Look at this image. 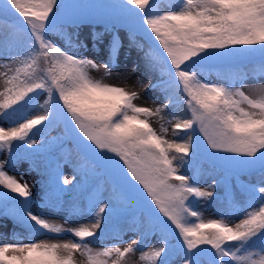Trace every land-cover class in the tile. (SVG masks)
<instances>
[{
	"label": "snow or ice",
	"instance_id": "snow-or-ice-1",
	"mask_svg": "<svg viewBox=\"0 0 264 264\" xmlns=\"http://www.w3.org/2000/svg\"><path fill=\"white\" fill-rule=\"evenodd\" d=\"M95 11L114 21L111 29L84 39L65 30L67 21ZM117 24L127 29L124 35ZM132 48L142 55L129 67ZM257 53L264 74V0H0V154L6 153L0 216L30 234L73 237L25 243L23 235L17 242L0 236V264H264V85L249 94L241 75L227 83L202 78L213 66ZM141 61L152 75L140 72ZM114 71L128 83L107 82ZM137 86L144 94L159 89L165 102L154 108L136 103ZM181 103L186 113L178 114ZM152 117L161 121L159 129ZM165 120L176 138L167 137ZM58 122L82 153L71 176L57 171L50 180L58 194L74 193L64 202L63 223L48 218L61 206L59 195L37 198L27 181L10 174L21 149L42 150L45 141L33 137ZM201 148L238 171L258 174L240 183L242 200L229 198L217 218H205L199 207L215 195L200 187L194 157ZM101 175L111 180L110 191L98 182ZM128 196L158 230L157 246H147L141 228L131 242L122 229L113 230L112 243L93 247L106 231L102 224L121 212ZM235 213L243 215L233 223ZM85 216L89 223L65 227L69 218Z\"/></svg>",
	"mask_w": 264,
	"mask_h": 264
},
{
	"label": "rangeland",
	"instance_id": "rangeland-1",
	"mask_svg": "<svg viewBox=\"0 0 264 264\" xmlns=\"http://www.w3.org/2000/svg\"><path fill=\"white\" fill-rule=\"evenodd\" d=\"M78 2H83V3H96V4H100V3H105L106 0H78ZM68 22H72L71 20H69ZM114 23V21H112L109 17H107L106 15H104L103 13L99 12V11H95L89 14H86L85 16H83L82 18H79L75 21V23L73 25H76V28L80 34H81V38H90L92 33H105L106 29H111L112 28V24ZM116 29L120 31L121 35H124L127 31V29L121 27L119 24L116 25ZM73 32V31H70ZM138 39H140L138 37ZM141 43H143V40H140ZM125 49H128V43L127 40L125 41ZM94 50H90L89 52H87L86 54L88 55H92ZM142 55V53L138 52L135 48H132L127 56V61L129 64V67H131V62L137 61L139 59V57ZM122 61L125 60V56L122 53L121 56ZM123 66V65H122ZM5 69L0 68V71H4ZM140 72L141 73H145V76L148 75H152V73L150 72H146L145 66L143 64V62H140ZM92 75L94 77H101L102 76V72H97L95 70L92 71ZM154 75L158 76V73H155ZM203 79H206L208 81L211 82H215V83H227L228 79L223 78L219 75H217L215 72H212L210 74V76H203ZM133 79H135L133 77ZM107 82L109 83H114V84H121V85H126L128 82L123 80V79H118L116 78L115 75V71L113 73V77L107 79ZM261 85H264V75L263 74H259L257 76H250L247 77L246 79L243 80V90L246 93L249 94H253V90ZM3 86V81L0 80V88H2ZM236 87H241V84L239 82H237L235 84ZM136 90L141 91L142 95L141 98L139 100L136 101V103L144 105V106H148V107H156L157 104L163 103L165 102V96L164 93L162 91H160L159 89L153 90L152 92L148 93V94H144L143 90L139 88V86L136 87ZM150 95L153 97V99H155L156 103L153 104L151 100L147 99V96ZM42 103V100L40 101ZM167 111L164 113L165 116H167ZM151 122L153 124V127L159 129L160 128V124L161 121L159 120L158 117H152L151 118ZM7 126V125H6ZM164 126L167 127L169 129L168 133L166 134L167 137L169 139H173V135H172V129H171V124H169L167 122V120L164 121ZM58 138V141L60 142V144H72V136L69 133V131L67 130L66 126L64 123L58 122L56 124H53L51 127L46 128V129H42L41 132L37 133L33 138L37 139L38 141H45V146H47L53 139ZM77 145V144H76ZM54 146H50L49 148L50 151H53L52 153L54 154H58L57 150L54 149ZM47 149V150H48ZM16 149L13 150V152L15 153ZM6 155L5 154H0V159L3 158V156ZM210 160H216L212 157H209ZM46 160V157H45ZM43 156H40L38 154V152H36L35 154H26L24 152L23 149H21L20 152V159L18 161H16V166L14 170H10V174L15 175L16 178L18 180H20L21 183L27 181L28 184L31 187V190L34 194L35 197L39 198V197H46L47 199L51 200V201H55L57 199V196L59 195L60 200H61V207H57L55 214H49L48 218L55 220L56 222L59 223H63V220L65 218V216L67 215L68 212V207L67 204H65V201H68L70 199V197L73 195V192L71 191V189L69 188V191L66 193H60L58 194L55 186L52 185L51 187L49 186L50 184V179H44L45 177L43 176V174H41V171L43 170ZM47 162V160H46ZM217 162H219V164L221 166H223L222 168H224L227 171L231 172L230 173V181L231 184H235L236 183V178L237 176H245L244 178L248 180H252L249 179L246 175H244L243 172L238 171L237 169H234L232 167H230L228 164H226L223 161L217 160ZM59 168L56 167L55 169V174L57 171H59L62 176H71L73 174L74 169H72V166L69 163H66L64 161L60 162L59 164ZM230 167V168H229ZM20 173H24L23 178H21ZM207 176L208 178H206L205 183L200 182V187L202 188H206L208 191H212L215 193L216 197H212V198H208L206 200H202L199 207L200 210L203 211L205 218H217L218 214L222 211L225 210V208L227 207V204L225 203H221V199H219V194L222 193V188L224 185V181L221 180L220 178L222 176L225 177V172H220L218 174L213 173V171H207ZM54 174V177H55ZM221 176V177H220ZM225 179V178H224ZM46 180V181H45ZM219 180V184L216 183L215 187H208L209 185H212L213 182L218 181ZM253 181V180H252ZM132 198L133 201H135V203L137 204V207H142L143 206L138 203L136 201V199L132 196H129ZM36 203H40L39 199H36L34 201V204ZM131 208H133V204L131 205H127V207L125 208L127 211L131 210ZM243 213H235L233 214L230 219L233 223H235L238 219H240L242 217ZM91 220L90 217L85 216L83 218H80L79 220H77L76 218H69L68 219V223L65 224V227H76L78 226L79 223H89ZM12 222L9 218H4L1 217L0 218V236H4L5 238L7 237H13V239L10 242H17L16 241V237L12 232ZM108 224V223H107ZM105 224H102V227ZM138 231H130L128 233H126V235L123 237V240L125 242H131L132 239L136 238ZM24 240L23 242L27 243L29 242V238L34 239V240H69V239H73V237L71 236V234H65L62 236H54V235H39V236H34V237H27L24 236ZM160 238V234L158 231H155L153 233H151L148 236V240H147V246L148 247H155L158 244ZM106 243H112V240L105 237L102 238L99 242L94 243L93 247H101L103 244ZM121 247L125 246L124 243H122L120 245ZM144 250H147V248H145ZM76 259L78 261H82L84 259V257H82L79 253H76ZM139 256V250L136 253V257L134 258H138Z\"/></svg>",
	"mask_w": 264,
	"mask_h": 264
},
{
	"label": "trees",
	"instance_id": "trees-1",
	"mask_svg": "<svg viewBox=\"0 0 264 264\" xmlns=\"http://www.w3.org/2000/svg\"><path fill=\"white\" fill-rule=\"evenodd\" d=\"M70 25L71 24L68 23V21H67V23L65 24V30L69 31V32L70 31L75 32L77 30L75 25L74 26H70ZM211 68L217 75H219L221 77H227V78H229L231 76H236V75H241V76H243V78H245L248 76H253V75L257 76L259 74H262L261 70H260V58H259L258 53L255 55H250V56H243V55L238 56V57L233 58L231 61H229L227 63H224L222 65L213 66ZM210 69L207 70V72H206L207 75L212 72ZM178 98L182 100L183 99L182 94ZM186 109H187V105L184 103H181L179 108L176 109V111L178 114H182V113H186ZM172 135H173V133H172ZM183 135H184L183 133H180L181 137H183ZM174 138H176V137H174ZM71 143L72 144H68V143L60 144V142L58 141V138L55 137V139H53L47 146H44V148L38 152L41 153L42 155H45L47 152L50 151V149H48L49 145L57 147L56 148L57 153H58L57 159L64 161L66 163H69L72 166V169H75L77 167V164L82 161V153L80 152L79 148L77 147L76 142L74 141L73 137H72ZM194 159L196 161V168L199 171V181L200 182L205 183L206 178H208L207 171H209V172L213 171V173H216V174H218L220 172L221 173L225 172V174L230 173L229 171L226 172V170L224 168H222L223 166H221L219 164V162H217V160H210V158H208V155L205 153L203 148H201L199 155L194 157ZM43 160H44L43 170L41 171V174H43V176L45 177L44 179H48V176L51 178V174H49V172H51L52 171L51 169L54 168L53 167L54 164L51 161L46 162L45 159H43ZM54 163L56 164V162H54ZM244 175H246L249 179H252L253 181H255L258 178V174L249 176V175L244 173ZM221 180L224 181L222 193H220L218 196V197H223L221 203L227 204L229 198H231L235 202L239 203L243 198L241 195L240 187H239L240 182H236L235 184H230L226 181V179H224V176H222L220 178V181ZM98 182L101 185H103V187L105 189H107L108 191L111 190L112 183H111V180L109 179V177L107 175H101L98 178ZM218 182H219V180L216 181V183H218ZM106 194H107V192H106ZM214 196L216 197V195H214ZM225 199H227V201ZM83 203H86V201H82V204ZM129 203H130V205H131V203L133 204V208H131V210L127 211L125 208ZM1 217H3V216H0V218ZM104 228L106 229V231L104 234H102V238H104V237L109 238L111 236L113 230L119 231L122 229L123 230V232H122L123 237L126 233H128L130 231H134V230L138 231L141 228L147 232L148 236L152 232L156 231L155 229L151 228V226L148 222L147 213L144 210V208L137 207V204L135 203V201H133L132 198L129 196L123 200V203L121 205V212L118 215L113 216L111 218V220H109V223ZM12 233L16 237L20 236V235H25L28 237L36 235V234H30V233L25 232L24 229L20 228L19 226H16L14 228L13 221H12Z\"/></svg>",
	"mask_w": 264,
	"mask_h": 264
}]
</instances>
